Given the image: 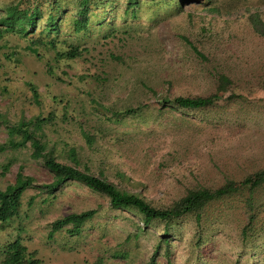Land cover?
Listing matches in <instances>:
<instances>
[{"label":"rangeland","instance_id":"374dc122","mask_svg":"<svg viewBox=\"0 0 264 264\" xmlns=\"http://www.w3.org/2000/svg\"><path fill=\"white\" fill-rule=\"evenodd\" d=\"M8 1L0 0V14ZM124 4L115 0L107 10L115 27L112 35L94 31L89 40L80 37L86 51L79 59L57 62L52 75L43 60L23 50L24 37L0 38V144L7 138L6 126L42 118L36 134L57 160L71 163L66 154L73 146L80 169L160 206L190 189L215 188L232 176L246 178L254 167H264V90L244 99H225L230 90L217 88L213 78L216 71L244 74L259 60L262 44L249 36L245 17L263 10L264 3L253 0L245 7L213 13L205 0H192L180 13L156 23L143 16L123 20ZM207 18L221 30L224 45L214 54L211 44L201 48L208 54L204 63L180 34L195 39ZM42 25L35 24L33 35ZM61 30L67 34L64 23ZM10 51L17 53L7 59ZM212 93L223 98L208 110L161 106L158 101L162 95ZM138 104L142 108L136 116L111 117L105 110ZM8 160L10 166L2 171ZM19 166L35 186L25 190L26 213L13 225L21 228L23 243L37 251L40 264H147L159 243L155 264H228L236 259L250 264L264 257L263 237L254 241L259 244L254 250L241 246L230 216L211 215L212 233L197 247L191 218L176 222L163 239L160 223L144 226L132 211L111 208L105 195L76 181L65 182L48 196L41 185L52 177L40 159L30 156L28 142L19 149H0V188L13 182ZM87 209L95 214L79 234L69 235L66 226L49 235L53 220Z\"/></svg>","mask_w":264,"mask_h":264},{"label":"trees","instance_id":"16d2710c","mask_svg":"<svg viewBox=\"0 0 264 264\" xmlns=\"http://www.w3.org/2000/svg\"><path fill=\"white\" fill-rule=\"evenodd\" d=\"M192 0H125L120 16L123 20L145 17L148 22L156 23L165 20L182 11L185 3ZM253 0H205L208 11L218 13L230 9H238L250 4ZM264 3V0H255ZM115 0H9L1 7L0 38L16 34L26 39L23 50L44 61L47 73L52 75L57 62H68L79 59L86 47L81 46L79 39L89 40L92 32L102 33L103 37L112 35L115 27L107 16L108 8ZM72 6V10H69ZM43 25L35 33V24ZM190 38L187 33H181L180 39L189 47L193 55L205 63L207 56L204 51L207 45L223 46L220 29H214L207 18ZM61 23L67 26V34L61 30ZM249 36L260 42L261 56L255 65L247 67L244 74L236 72L216 71L213 78L217 88L228 89L230 93L225 99H244L253 91L264 90V9L255 10L245 17ZM96 29V30H95ZM65 35L66 38H61ZM72 37V39H70ZM220 38L218 41L213 39ZM5 45V41L4 44ZM51 52L47 57L46 53ZM7 59H11L17 51H10ZM212 51H210V54ZM209 54V55H210ZM114 61L125 64L117 56H111ZM209 73V71H208ZM212 75V74H211ZM246 80L245 82H242ZM34 91V89H32ZM223 97L213 93L208 95L175 94L162 95L159 98L161 106H171L190 110H208L213 103ZM103 106H100L102 108ZM141 105L126 106L120 111H109L110 116L117 114L136 116L141 111ZM104 109V108H102ZM42 119V118H41ZM41 119H20L17 123L6 126L7 138L0 149L11 150L24 147L29 143L30 156L40 159L42 165L51 175L52 180L41 186L48 196L67 181H76L87 188L106 196L109 206L113 209H127L136 214L144 226L160 223L161 237L165 239L172 233L176 222L183 218H191L194 223V245L201 247L209 239L214 219L231 217V229L241 246L254 250L259 247L254 243L258 238L264 240V167H254L246 178L232 176L215 188L198 187L188 190L184 195L172 201L169 205L160 206L149 202L140 193L120 188L117 184L86 169L78 167L79 161L73 146L68 148L67 158L71 163L61 162L46 149V145L38 138L36 130L40 129ZM46 119V118H45ZM81 136L89 147L90 137L81 130ZM90 149H93L89 147ZM11 160L1 165L6 171ZM87 167V166H85ZM35 186L34 179L22 172L19 166L13 182L0 188V264H40L41 259L35 249H29L20 237L21 228L13 225L15 219L25 215L22 196L27 188ZM29 206V203H27ZM95 214L94 209L71 212L52 221L49 235L66 227L69 235L80 233L83 225ZM258 237V238H257ZM160 241V240H159ZM167 240H163L166 242ZM160 243L150 255L147 264H155L156 252ZM206 255V254H205ZM228 264H239L238 259ZM250 264H264L263 258H256Z\"/></svg>","mask_w":264,"mask_h":264}]
</instances>
